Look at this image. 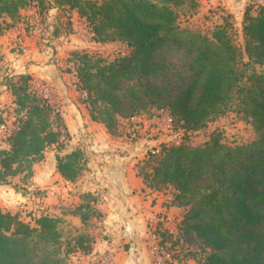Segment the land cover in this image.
Segmentation results:
<instances>
[{"label": "trees", "instance_id": "1", "mask_svg": "<svg viewBox=\"0 0 264 264\" xmlns=\"http://www.w3.org/2000/svg\"><path fill=\"white\" fill-rule=\"evenodd\" d=\"M183 4L196 9L199 2L0 0V35L20 20L21 10L34 5L41 19L51 8L62 10V16L75 10L86 21L92 42L125 45L112 60L85 49L69 54L75 89L91 118L110 134L123 136L127 127L122 120L151 110L147 106L167 111L180 141L147 152L138 173L152 188H173L174 202L185 209L176 238L187 245L181 259L264 264V73L254 68L264 65V4L245 7L242 47L235 41L237 28L229 13L222 14L210 35L181 30L177 9ZM31 78L7 74L1 81L12 95L15 118L9 146L0 148V183H9L18 173L31 175L52 145L57 148V171L75 181L85 169L84 152L79 147L68 151L70 135L60 112H53L49 99L32 88ZM235 101L256 127L254 140L228 144L213 131L198 146L188 142L191 133ZM90 201L85 194L84 202L71 210L82 223L92 214L100 216ZM60 223V217L45 213L25 221L19 211L0 208V264H63ZM93 242L88 233H79L66 242L65 252L88 254Z\"/></svg>", "mask_w": 264, "mask_h": 264}, {"label": "crops", "instance_id": "2", "mask_svg": "<svg viewBox=\"0 0 264 264\" xmlns=\"http://www.w3.org/2000/svg\"><path fill=\"white\" fill-rule=\"evenodd\" d=\"M198 2L202 13L217 7L219 14H231L238 20L241 33L245 7L249 3H264V0ZM62 12L51 8L41 19L38 7L29 6L21 10L20 20L0 35V118L10 128L13 127V98L1 83L3 76L30 74L32 88L40 94L46 90L49 102L58 105L70 135L67 143L69 147H79L84 152L85 169L75 181L66 180L57 171V148L52 145L44 152L43 160L34 165L31 182L23 185V189H17L10 179L7 184L0 183V208L11 213L29 209L34 211L33 215L44 211L60 217L61 222L66 219L67 223L79 227L85 223L71 210L82 204L84 195L88 194L90 208L100 213L96 222L91 221L87 232L94 237L93 247L88 254L73 252L71 264H153L148 249L149 221L158 215L168 214L177 217L178 226L185 209L174 202L173 188H152L138 173V165L145 152L155 146L158 139H149V134H143L127 141L123 136L110 134L103 123L91 118L75 89L76 77L69 70H64L65 67L73 70L72 64L63 60L75 49V43L83 41L78 37L79 32L75 34L73 31L76 19L85 26L87 24L75 10H71L73 29L55 34V28L62 27ZM218 17L221 21L220 15ZM89 44L107 45L92 41ZM8 146L7 136L0 132V148ZM162 227L159 225V230L166 233V228ZM181 245L183 251V246L186 248V253L187 245ZM186 260L197 263L193 257Z\"/></svg>", "mask_w": 264, "mask_h": 264}, {"label": "rangeland", "instance_id": "3", "mask_svg": "<svg viewBox=\"0 0 264 264\" xmlns=\"http://www.w3.org/2000/svg\"><path fill=\"white\" fill-rule=\"evenodd\" d=\"M249 4H253V3H249ZM199 5L196 7V9L189 7L187 4H183L179 6L177 9L178 12L177 23L179 25V28L181 30H184L188 34L200 33V34L210 35L214 25L218 21H220L218 15H220L221 17L222 14H219L220 11L217 7L210 9L206 13H202V10L201 9L199 10ZM70 17H71L70 15L63 14L62 22H61L62 27L59 30V33L69 32L73 29L72 25L69 26V22L70 24H73V22L70 21ZM232 21L234 23V26L237 28V36L235 38V41L240 47H242L243 39L239 31V26L237 25L238 20H236L234 17L232 18ZM75 22H76V28H78V30L75 28L73 29V31L75 34L79 32L78 37H80L83 41L82 43H75L74 44L75 49H72L70 53L74 50L85 49L92 54L102 56L104 58H107L108 60H112L126 50V46L121 43H108L107 45H103V46L89 44L91 40L90 37H88L90 36L89 33L87 32L88 28L85 25H83L84 23H82L79 19H76ZM19 50L21 51L22 49ZM68 58L69 55L67 56L66 59L63 58V60H67ZM254 68L256 69V72L264 73V65L255 66ZM64 70H69V68L65 67ZM79 95H80V100L82 101L83 96L81 94ZM54 106L58 107V105H54ZM239 107L240 106L235 101V103H233L229 108H227L221 115H218L214 120L208 122L204 128H200V130L191 133L189 135V138L187 139L188 142L194 146H198L202 144L204 141H206L213 131H218L221 134L222 139L228 144L248 143L254 140L257 136L256 127L252 124V120L250 117H248L244 112L239 111ZM152 108H155V106H147L146 109H151V110H148L138 115V117L134 121L135 123L132 124H135L138 130L135 137L138 136L141 137L143 134H145L143 136H146L149 134V139L150 138L158 139L157 143H155L156 144L155 146L157 149H159L160 145L163 144L165 139L167 138L169 139L172 136L162 131V128L164 127V117L166 116V114L164 113L160 114L158 113L157 110ZM122 124H124V127L125 126L128 127L129 125H131V123L128 120H122ZM33 174L34 171L31 175L27 174L26 176H24V172L18 173L16 176L9 178L10 183L16 186L17 189H23L22 187L23 185L29 184L31 182L30 180ZM21 211H23L22 213H20L21 218L23 217L22 219H24L25 221H29L34 216H37V213L36 215H33L34 213L33 210L22 209ZM40 213H44V211ZM167 216H169L170 221L167 223V225L165 224L166 233H164L165 236H163L164 237L163 240L161 234L162 231H160L161 240L164 242L163 244L164 246L163 245L162 246L164 247L165 250H167V252H169V254L172 256V259L180 258V257L182 258V256L185 254L186 248L183 246L184 248L183 251L181 245L182 243H178L176 241L177 224H178L177 217L168 214ZM98 219L99 216H97L96 214L95 215L92 214V218H90L85 223V226L81 224L79 227L74 226L70 222L67 223L66 219H64V221L60 223V229L63 235L62 238L63 244L60 249V257L62 258L63 264H71L73 257V252L68 254L65 252L66 242L72 240V238L79 233L89 232L88 231L89 225L92 224L91 221L96 222ZM168 235H171V237H168ZM188 246L192 247L193 249L195 248V246L191 244H188ZM187 264H197V263L187 262Z\"/></svg>", "mask_w": 264, "mask_h": 264}, {"label": "built area", "instance_id": "4", "mask_svg": "<svg viewBox=\"0 0 264 264\" xmlns=\"http://www.w3.org/2000/svg\"><path fill=\"white\" fill-rule=\"evenodd\" d=\"M89 35L91 36V32L87 30ZM47 91L42 94L44 97L47 98ZM13 108H15V105H12ZM2 108V104H0V109ZM53 112L57 113L60 112V109L57 106H52ZM158 113H164L166 116L164 117V127L162 128V131L167 133L168 135L172 136L171 138L165 139L163 143H170V142H175L178 143L180 141V135L179 129H173V118L172 116L165 110H157ZM14 116V114H13ZM138 116L131 117L128 121L131 123L126 129H125V134L123 135V138L127 141H132L135 139L136 134H137V126L134 121L136 120ZM15 118V117H14ZM14 126V125H13ZM13 128V127H12ZM12 128H10L9 124L4 122H0V132L4 133L7 138L9 134L11 133ZM157 152L158 149L156 146L150 147L146 152H145V157L147 152ZM41 214V213H40ZM170 221L169 216L165 214L158 215L154 217L152 220L149 221V226H150V231H149V243H148V249L150 252V256L152 258L153 264H187V261L180 258H174L172 259V256L167 252V250L164 249V245L161 243V236H160V230L158 228L159 225L165 227V224ZM164 229V228H162ZM163 245V246H162Z\"/></svg>", "mask_w": 264, "mask_h": 264}, {"label": "water", "instance_id": "5", "mask_svg": "<svg viewBox=\"0 0 264 264\" xmlns=\"http://www.w3.org/2000/svg\"><path fill=\"white\" fill-rule=\"evenodd\" d=\"M72 150H73V147L70 146V147L68 148V151H72Z\"/></svg>", "mask_w": 264, "mask_h": 264}]
</instances>
